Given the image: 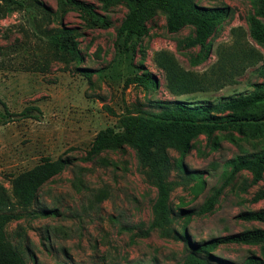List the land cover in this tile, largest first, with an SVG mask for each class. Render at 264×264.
Here are the masks:
<instances>
[{
    "label": "rangeland",
    "instance_id": "rangeland-1",
    "mask_svg": "<svg viewBox=\"0 0 264 264\" xmlns=\"http://www.w3.org/2000/svg\"><path fill=\"white\" fill-rule=\"evenodd\" d=\"M24 1L25 8L0 15V101L12 114L0 127V215L13 217L5 227L9 248L26 264H183L194 252L189 242L264 228L239 217L264 210V200H253L264 189V178L252 185L247 171L231 176L233 160L264 151V127L200 136L186 154L164 142L157 150L169 159L166 221L154 210L156 181L133 148L87 159L96 135L119 130L122 115L158 114L176 103L213 104L247 96L263 83L258 70L264 66V44L249 36L262 60L219 90L206 86L175 95L154 60L156 53L168 52L184 71L201 78L218 60L216 48L232 45L233 28L248 33L253 0H196L201 7L227 11L206 51L188 46L193 26L169 33L162 11L147 23L146 36L125 47L119 31L133 0H80L95 6L107 28L88 27L80 13L64 11L59 0ZM63 27L76 32L78 57L50 47V35ZM143 74L155 84L128 83ZM249 112L264 121V100ZM61 158L69 162L64 170L40 188L30 206H21L13 181L44 159ZM213 253L217 261L244 264L250 256L262 258V244L221 243Z\"/></svg>",
    "mask_w": 264,
    "mask_h": 264
},
{
    "label": "trees",
    "instance_id": "trees-1",
    "mask_svg": "<svg viewBox=\"0 0 264 264\" xmlns=\"http://www.w3.org/2000/svg\"><path fill=\"white\" fill-rule=\"evenodd\" d=\"M256 10L249 19L248 33L242 28H233L231 35L232 45L216 48L218 60L212 65L209 72L201 78L184 71L174 56L161 51L155 55V63L166 72L168 87L175 95L190 93L199 88L213 86L219 90L225 83L242 75L245 69L262 60L261 53L247 40L264 44V0H253ZM35 2V0H32ZM36 3V2H35ZM61 7L73 10L82 15L86 25L90 28H107L109 23L96 10L95 6L80 0H59ZM113 0H107V4ZM24 0H0V15L14 8H25ZM43 8V7H42ZM162 11L166 14V25L169 33L176 34L186 26L195 28L194 36L188 46H199L206 51L213 47L209 42L216 30L227 17V11L222 8L212 9L201 7L196 0H133L132 6L126 15L119 34L125 47L133 40L148 34L147 23ZM77 34L74 30L60 28L50 35V47L57 52L59 49L78 57ZM264 77V66L258 70ZM128 83L142 85L148 88L155 84V80L146 74L134 77ZM254 91L247 96L230 98L213 104H168L158 114H125L119 117V130L107 128L101 130L94 138L87 153V159L98 156L110 150L133 148L148 165L158 189L157 202L154 210L162 220L166 221L170 214L169 201L171 186L165 179L169 167V159L164 153L158 154V148L164 142H171L183 154L189 151L192 142L200 136L210 138L219 131L237 130L244 128L259 131L264 127V121L258 116H251L250 110L264 100V82L255 84ZM12 114L5 103L0 101V127L8 124ZM69 162L64 159L52 161L44 159L32 170L20 175L13 181V194L23 207L30 206L35 200L40 188L55 176L59 175ZM231 176L240 171H247L252 175L251 184L258 185L264 178V151L251 157L243 156L231 162ZM220 191L207 202V211L214 207L216 197ZM253 200H264V189L254 195ZM47 216V214H44ZM191 215V214H189ZM249 222H259L264 225V210L250 211L239 216ZM13 219L10 215H0V264H26L20 254L9 248L5 241V227ZM221 243L229 244H262V258L250 256L244 264H264V228L254 229L222 239H213L201 244L189 242L194 251L186 256L183 264H235L215 260L214 250ZM207 255L214 259L212 263L197 254Z\"/></svg>",
    "mask_w": 264,
    "mask_h": 264
}]
</instances>
